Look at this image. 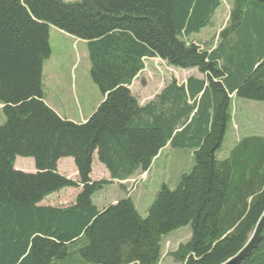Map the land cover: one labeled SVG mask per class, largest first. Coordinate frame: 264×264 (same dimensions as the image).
I'll list each match as a JSON object with an SVG mask.
<instances>
[{
	"label": "trees",
	"instance_id": "obj_1",
	"mask_svg": "<svg viewBox=\"0 0 264 264\" xmlns=\"http://www.w3.org/2000/svg\"><path fill=\"white\" fill-rule=\"evenodd\" d=\"M221 1L0 0V264H158L162 237L188 224L177 262L221 264L246 244L264 211V135L240 137L222 160L216 152L234 97L264 102V0H226L215 43L187 41ZM49 26L86 43L102 100L84 122L44 101ZM147 58L200 77L171 79L140 105L129 86ZM167 144L192 150L193 165L174 188L160 184L145 216L130 195L97 208L95 194L147 172ZM94 156L109 179H90ZM16 157L35 172L15 169ZM65 157L75 180L57 171ZM64 188H79L72 204L38 205ZM239 264H264V225Z\"/></svg>",
	"mask_w": 264,
	"mask_h": 264
},
{
	"label": "rangeland",
	"instance_id": "obj_2",
	"mask_svg": "<svg viewBox=\"0 0 264 264\" xmlns=\"http://www.w3.org/2000/svg\"><path fill=\"white\" fill-rule=\"evenodd\" d=\"M229 11V2L222 0L212 17L211 24L185 39L198 43L201 47L214 44L217 33L227 22ZM48 34L50 56L44 61L42 71L46 102L58 116L71 122H84L102 100L99 88L89 75L90 63L86 43L79 38L75 40V37L54 26H49ZM144 64L145 70L129 86L131 94L136 97L140 105L151 100L171 79L179 83L191 75L200 77L195 69L188 72L174 69L158 59H147ZM231 106L233 120L231 118L227 134L216 152L220 160L227 157L233 146L231 143L233 138L239 139L248 134L264 135V102L234 97ZM3 120L4 116L0 110V122ZM29 160L31 161V158L16 157L15 163L18 167L20 165V168L28 170L33 167ZM192 165L193 157L190 149L167 148L153 161L147 172H138L120 183L113 180L95 194L94 200L96 203L116 202L123 196L132 195L131 198L132 200L134 198L139 214L145 216L160 184L165 183L169 188H174L180 175L189 172ZM59 171L68 178H76V169L70 157L60 160ZM91 178L109 179L107 170L96 157H94ZM74 193L75 190L66 189L60 194L53 195L51 202L54 203L58 195L59 199L67 204ZM190 235L189 224L164 235L158 264H183L175 261L170 253L175 251L179 244L187 242Z\"/></svg>",
	"mask_w": 264,
	"mask_h": 264
},
{
	"label": "crops",
	"instance_id": "obj_3",
	"mask_svg": "<svg viewBox=\"0 0 264 264\" xmlns=\"http://www.w3.org/2000/svg\"><path fill=\"white\" fill-rule=\"evenodd\" d=\"M75 40H77L76 38H75ZM44 64V63H43ZM192 70H194V69H191V70H182V71H186V72H188V71H192ZM42 71H43V67H42ZM198 77V76H197ZM187 78V77H186ZM185 78V79H186ZM185 79H183L181 82H183V81H185ZM134 81V80H133ZM181 82H179V83H181ZM43 83V82H42ZM44 83H43V91H44ZM156 95V94H155ZM154 95V96H155ZM154 98V97H153ZM152 98V99H153ZM151 99V100H152ZM44 101H45V103H46V105H48V103L46 102V93H45V91H44ZM150 101V100H149ZM145 104V103H144ZM141 105H143V104H141ZM49 106V105H48ZM232 120H233V118H232ZM227 132V131H226ZM227 134V133H226ZM226 134H225V136H226ZM263 135V134H262ZM224 136V137H225ZM237 140L238 139H236V138H233V140H232V145H234L236 142H237ZM167 148H170L169 147V145L167 144L159 153H158V155L153 159V161L154 160H156L157 158H159L160 157V155L162 154V152L165 150V149H167ZM192 151V150H191ZM95 157V156H94ZM72 159V158H71ZM61 160V159H60ZM60 160L57 162V171L61 174V172L59 171V163H60ZM15 161H16V159H15ZM73 161V160H72ZM30 164H33V161H32V159H31V161L29 160L28 161ZM93 162H94V159H93ZM93 162H92V166H93ZM153 163V162H152ZM152 165V164H151ZM14 168L15 169H17V170H22V171H27V172H35V170H34V168L32 167V168H30V169H28V170H25V169H23V168H20V165H19V167L16 165V163L14 162ZM91 173H92V171H91ZM91 173H90V175H89V177H90V179L91 180H94V179H92L91 178ZM76 175H77V172H76ZM77 178V177H76ZM76 178H71V179H73V180H75ZM68 190V189H73V190H75V193L73 194V197H71L70 198V200L68 201V203L66 204L64 201H62V200H60L59 199V197H58V195H57V197H56V200H54L55 202L54 203H52L51 202V200H53V198H54V196L53 195H56V194H60V193H62V191H64V190ZM78 191H79V188H64V189H61V190H59V191H57V192H55V193H52V194H50V195H48V196H46L41 202H39V204L38 205H41V206H52V207H57V206H68V205H70V204H72L73 202H74V199H75V196H76V194L78 193ZM50 196H53V197H50ZM95 196V195H94ZM94 196H93V198H92V200H93V203L97 206V208L100 210V209H102L103 207H105L106 205H108V204H113V203H115V201L113 202H111V201H108L107 203H103L102 201H101V203H96L95 202V200H94ZM124 197V196H123ZM122 197V198H123ZM131 197H132V195H131ZM120 199V198H119ZM118 200V199H117ZM133 202H134V205H135V207H136V204H135V201H134V198H133ZM103 203V204H102ZM137 209V208H136ZM138 211V210H137Z\"/></svg>",
	"mask_w": 264,
	"mask_h": 264
},
{
	"label": "water",
	"instance_id": "obj_4",
	"mask_svg": "<svg viewBox=\"0 0 264 264\" xmlns=\"http://www.w3.org/2000/svg\"><path fill=\"white\" fill-rule=\"evenodd\" d=\"M263 225H264V211L259 217L246 244L235 255L228 258L221 264H239L244 257L248 256L251 250L256 247L257 243L260 240V232Z\"/></svg>",
	"mask_w": 264,
	"mask_h": 264
}]
</instances>
